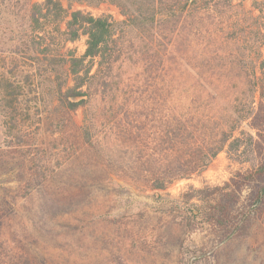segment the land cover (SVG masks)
<instances>
[{
  "label": "trees",
  "instance_id": "trees-1",
  "mask_svg": "<svg viewBox=\"0 0 264 264\" xmlns=\"http://www.w3.org/2000/svg\"><path fill=\"white\" fill-rule=\"evenodd\" d=\"M14 1L0 4L15 8ZM233 2L44 0L26 5V14L16 18L21 34L16 48L46 46L56 113L71 115L97 102L110 121L103 126L116 134L118 144L128 146L151 190H166L203 173L225 152L231 161L246 166L240 171L242 185L258 181L253 203L262 207L264 164L257 163L254 152L264 140V0L255 3V10L240 6L243 19L226 13V8L236 7ZM102 3L119 9L125 19L117 26L134 31L136 38L122 41L106 16L70 12L74 4ZM48 27L51 38L45 35ZM81 37H86L82 56L60 54L63 43ZM23 90L19 82L0 76L4 136L16 152L27 150L22 126L29 115L22 108ZM79 130L77 137L89 143V131ZM36 148L48 152L42 145ZM30 163L28 187L36 189L55 167L46 156L32 155ZM4 215L0 211V220Z\"/></svg>",
  "mask_w": 264,
  "mask_h": 264
},
{
  "label": "rangeland",
  "instance_id": "rangeland-1",
  "mask_svg": "<svg viewBox=\"0 0 264 264\" xmlns=\"http://www.w3.org/2000/svg\"><path fill=\"white\" fill-rule=\"evenodd\" d=\"M260 1L234 0L226 13L243 19L240 6L255 10ZM43 2L15 0L10 9L0 4V76L24 87L22 108L29 115L23 152L7 144L0 115V264H264V206L253 203L258 181L242 185L246 166L223 152L203 173L153 191L128 146L108 130L97 102L71 115L56 113L51 54L45 45L16 48V18L26 14V5ZM74 10L108 17L122 41L136 38L117 26L125 18L109 3L74 4ZM45 35L52 37L49 27ZM85 43L86 37L63 43L60 54L80 57ZM80 128L91 134L89 143L77 137ZM32 155L51 158L55 167L36 189L28 187ZM254 157L264 164V140Z\"/></svg>",
  "mask_w": 264,
  "mask_h": 264
}]
</instances>
